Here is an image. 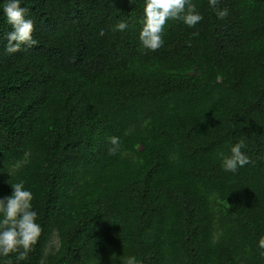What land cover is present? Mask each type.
<instances>
[{
  "label": "trees",
  "instance_id": "16d2710c",
  "mask_svg": "<svg viewBox=\"0 0 264 264\" xmlns=\"http://www.w3.org/2000/svg\"><path fill=\"white\" fill-rule=\"evenodd\" d=\"M4 2L0 198L23 181L42 232L0 264H264V0H190L155 51L145 0H20L38 43L12 54Z\"/></svg>",
  "mask_w": 264,
  "mask_h": 264
},
{
  "label": "clouds",
  "instance_id": "9594fccd",
  "mask_svg": "<svg viewBox=\"0 0 264 264\" xmlns=\"http://www.w3.org/2000/svg\"><path fill=\"white\" fill-rule=\"evenodd\" d=\"M209 5L216 9L219 19L227 17L226 8H217L218 0H209ZM3 13L12 29L7 34L6 51L9 54L20 51L22 45L33 46L38 43L32 35L34 23L30 18H26L27 9L21 7L20 0H5ZM144 13L145 20L139 39L144 48L152 51L163 46L162 33L168 20H180L187 26L194 27L203 19L190 0H145ZM126 28L127 24L120 22L113 30L123 31ZM99 34H104L103 29ZM109 139L116 146L110 149V152L115 154L119 146L118 138L110 137ZM244 147L243 140H240L230 147V155H225L223 152L219 154L225 171L236 172L239 167L250 163L249 157L241 151ZM11 187L12 194L0 198V256L8 257L11 253H17L16 260L22 261L32 250L42 229L36 222L37 213L32 210L33 195L25 189L24 182L11 184ZM258 247L264 249V236L260 237ZM261 255H264V251ZM6 264H13V261L9 259ZM123 264H141V261L134 256H129L123 260Z\"/></svg>",
  "mask_w": 264,
  "mask_h": 264
}]
</instances>
